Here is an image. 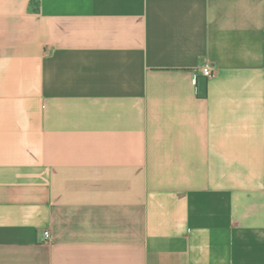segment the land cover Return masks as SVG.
Segmentation results:
<instances>
[{
  "label": "crops",
  "instance_id": "crops-1",
  "mask_svg": "<svg viewBox=\"0 0 264 264\" xmlns=\"http://www.w3.org/2000/svg\"><path fill=\"white\" fill-rule=\"evenodd\" d=\"M0 264H264V0H0Z\"/></svg>",
  "mask_w": 264,
  "mask_h": 264
},
{
  "label": "built area",
  "instance_id": "built-area-1",
  "mask_svg": "<svg viewBox=\"0 0 264 264\" xmlns=\"http://www.w3.org/2000/svg\"><path fill=\"white\" fill-rule=\"evenodd\" d=\"M202 74L207 77V78H212L213 77V70L209 65H206L203 69H202ZM44 239L45 241H49L50 240V232L49 231H45L44 232Z\"/></svg>",
  "mask_w": 264,
  "mask_h": 264
}]
</instances>
